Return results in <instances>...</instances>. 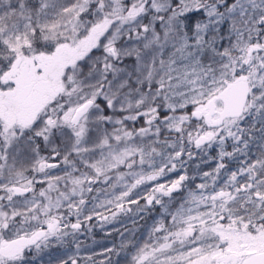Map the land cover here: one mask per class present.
Returning a JSON list of instances; mask_svg holds the SVG:
<instances>
[{
    "label": "snow or ice",
    "instance_id": "1",
    "mask_svg": "<svg viewBox=\"0 0 264 264\" xmlns=\"http://www.w3.org/2000/svg\"><path fill=\"white\" fill-rule=\"evenodd\" d=\"M0 264H264V0H0Z\"/></svg>",
    "mask_w": 264,
    "mask_h": 264
},
{
    "label": "rangeland",
    "instance_id": "2",
    "mask_svg": "<svg viewBox=\"0 0 264 264\" xmlns=\"http://www.w3.org/2000/svg\"><path fill=\"white\" fill-rule=\"evenodd\" d=\"M96 234L101 235V234H103V233L97 231ZM95 239H96L97 242H98V244L94 246L95 249H96V251H100V250H101V245H110V240H109V239H106V238L104 237V234H103V238H102V239H101L100 237L98 238V236L95 235Z\"/></svg>",
    "mask_w": 264,
    "mask_h": 264
},
{
    "label": "trees",
    "instance_id": "3",
    "mask_svg": "<svg viewBox=\"0 0 264 264\" xmlns=\"http://www.w3.org/2000/svg\"><path fill=\"white\" fill-rule=\"evenodd\" d=\"M96 236H98V238L100 237L101 239L103 238V234H101V235L96 234Z\"/></svg>",
    "mask_w": 264,
    "mask_h": 264
}]
</instances>
